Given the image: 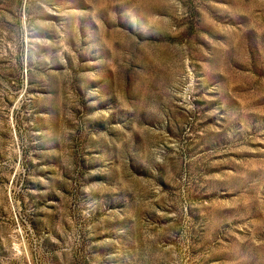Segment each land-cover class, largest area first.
<instances>
[{
	"label": "rangeland",
	"instance_id": "1",
	"mask_svg": "<svg viewBox=\"0 0 264 264\" xmlns=\"http://www.w3.org/2000/svg\"><path fill=\"white\" fill-rule=\"evenodd\" d=\"M0 264H264V0H0Z\"/></svg>",
	"mask_w": 264,
	"mask_h": 264
}]
</instances>
